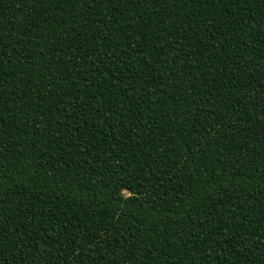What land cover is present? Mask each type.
Returning <instances> with one entry per match:
<instances>
[{
    "label": "trees",
    "instance_id": "16d2710c",
    "mask_svg": "<svg viewBox=\"0 0 264 264\" xmlns=\"http://www.w3.org/2000/svg\"><path fill=\"white\" fill-rule=\"evenodd\" d=\"M0 264H264V0H0Z\"/></svg>",
    "mask_w": 264,
    "mask_h": 264
}]
</instances>
